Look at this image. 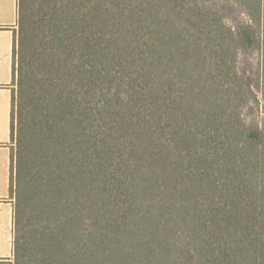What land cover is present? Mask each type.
<instances>
[{
  "label": "trees",
  "instance_id": "trees-1",
  "mask_svg": "<svg viewBox=\"0 0 264 264\" xmlns=\"http://www.w3.org/2000/svg\"><path fill=\"white\" fill-rule=\"evenodd\" d=\"M12 264H264V0H18Z\"/></svg>",
  "mask_w": 264,
  "mask_h": 264
},
{
  "label": "crops",
  "instance_id": "crops-1",
  "mask_svg": "<svg viewBox=\"0 0 264 264\" xmlns=\"http://www.w3.org/2000/svg\"><path fill=\"white\" fill-rule=\"evenodd\" d=\"M17 1L0 0V264H12L15 254V196L10 194V176L14 148L11 109L16 90Z\"/></svg>",
  "mask_w": 264,
  "mask_h": 264
}]
</instances>
